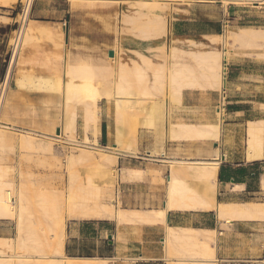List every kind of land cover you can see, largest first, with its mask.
I'll list each match as a JSON object with an SVG mask.
<instances>
[{
  "label": "bare ground",
  "instance_id": "obj_1",
  "mask_svg": "<svg viewBox=\"0 0 264 264\" xmlns=\"http://www.w3.org/2000/svg\"><path fill=\"white\" fill-rule=\"evenodd\" d=\"M15 1L0 0V5L6 7ZM251 3L256 6L261 4L259 1H252ZM163 4L164 2L160 0H137L135 3L136 12L133 16L124 15L122 23L128 26V30L134 34L135 38L145 40L160 38L168 32L165 21L167 18L156 12L162 11ZM167 7H165L166 10ZM222 37H224L223 33L208 36L209 39H207L214 44ZM54 38H56L55 34L48 27H34L30 23L25 26L22 32L20 50L14 62L15 70L19 71V75L14 78L16 85L19 90L58 94L59 98L52 103L59 108V112L54 113L51 117L46 113L45 108L41 112L43 132L38 134L31 130V132H21L17 135L19 143L16 157L17 159L32 160L36 156L50 155L53 143L49 140L51 136L46 133L50 131L60 133L65 136L67 142L71 145L73 143L75 146L70 148L63 161L64 187L52 186V183L49 182L45 183L44 178L30 177L28 173L21 171L18 160L14 165L10 164L8 156L12 153L15 154L17 145L14 144L13 146L12 133L5 125L9 102L8 99H5L1 112L2 126L0 127V222L10 221L13 223L14 237L0 236V264H109L110 262L108 263L107 260H99V258L74 259L64 254L68 220H98L103 218H114L117 224H161L164 228V236L160 244H162L164 254L162 258L165 264H215L217 261L214 256L215 247L212 245L215 244L216 246V232L190 227L174 228L168 226L166 224L168 211H206L212 209L213 211L217 210L219 221L233 222L232 220L235 219L264 221V201L235 204L216 202L219 160L201 161L199 159L198 162L193 160V162H179L177 159L178 162L177 160L171 161L172 164H169L171 167L170 178L166 179L167 201L164 208L157 210L123 209L120 201L113 198L116 197L114 195L117 193L116 183L118 180L131 182L139 179L142 173L136 169H118L119 156L138 157V129L144 127L143 129L159 131L158 128L164 126L165 116L169 114L164 115L163 103L158 101V95L165 93L163 91L165 72L166 74L169 73V81L167 80L169 88L174 86L175 91L180 88L220 90L226 86L223 71L225 70L224 62L227 61V49L224 53L217 50L189 52L174 47H170L167 51L165 46H161L159 50L162 53V61L170 62L169 69L165 64L152 62L150 58L138 52H133L138 60L128 59L124 61L114 48L110 50L113 52V56L109 59L103 58V56L95 59L89 54L80 56L67 53L64 71L67 79L63 84L61 79L63 70L60 67L62 61L60 64L56 60L54 61L59 66H54L52 76L47 77V74L51 73H47L46 76H42L40 73L41 76L37 77L33 73L35 67L48 70L53 65L49 64L53 59L49 60L48 63L46 59L33 61L34 57L33 60H28L20 55L22 43L27 46L33 42L38 44L41 39L51 42ZM225 38L228 39V37ZM232 41L238 44V46L235 44L237 48L241 47L247 50L249 47H259L264 49V29L241 28V33L235 34ZM233 42L230 44L232 45ZM80 49L85 50L82 47ZM156 50L158 51V49ZM57 53L55 51L53 55H58ZM234 54L232 56L238 55V53ZM45 55L43 54V56ZM185 56L191 58L190 60L194 65L186 64L183 61ZM256 56L264 60V51L257 53ZM46 62L51 66L49 67ZM149 73L152 77L150 82L148 81ZM172 91L170 92L171 95ZM172 96L174 97V94ZM175 96L178 97L179 95ZM102 99L114 105L115 146L99 144L98 127L101 118L100 104L98 105V103ZM220 113L217 112L215 117L218 118ZM28 114L34 117L36 110L30 108L22 113L23 117ZM78 117L81 118L83 131L80 140L76 138ZM247 126V140H245L244 147L245 159L249 163L262 160L264 152L263 121L249 122ZM168 133L172 138L171 140L174 138L176 140L180 138L191 139L197 144L199 143V147H203L204 142H214L216 144L214 156H218V151L222 146L219 143L220 126L217 124H187L178 121L174 124L169 123ZM13 141L16 143L15 140ZM153 152L150 155H153ZM210 152H212L211 149ZM219 154L222 156L221 153ZM33 163L43 169H49L52 166L58 169L62 166L59 160L55 161L54 164L44 159H38ZM176 163L182 167H178ZM12 176L14 177L12 178ZM234 188L239 189L241 187L234 186ZM260 188L261 192L264 193V173L260 177Z\"/></svg>",
  "mask_w": 264,
  "mask_h": 264
},
{
  "label": "crops",
  "instance_id": "obj_2",
  "mask_svg": "<svg viewBox=\"0 0 264 264\" xmlns=\"http://www.w3.org/2000/svg\"><path fill=\"white\" fill-rule=\"evenodd\" d=\"M118 9V6L108 5L100 7L98 4H95L94 7H85L83 5L72 7L70 0H35L31 20L33 26L48 27L55 35L58 33V30L63 31L64 46L59 47L60 44L56 38L53 39L54 42L53 40L49 42V40L41 39L40 43L38 39V44L33 42L28 47L25 53L26 57L24 55V58L33 60L34 57L33 61L46 59L48 63L49 60L53 59L49 63L53 64L52 67L46 62L50 67L48 70H42L38 66L35 67L34 71L37 77L41 76L40 73H42V76L51 73L47 74V77H50L49 75L52 76L54 66H59L62 61L60 66L63 70V74L61 72V79L64 84L67 79L64 72L67 53L80 56L89 54L96 59L102 57L100 54H102L103 49L108 53L114 46L118 45L123 50V55L129 59L138 60L136 54L133 53L138 52L150 58L152 62L165 64L169 69L170 62L167 60L162 61V53L156 50L161 48L163 44H167V51L170 47L189 52L220 51L219 49H221V47L214 46L207 39L208 36L216 35L218 31L208 29L184 33L181 27L178 26L171 34L172 40H165L163 42L160 38L145 40L132 37L128 34L116 35L112 28L113 22L111 18L118 12ZM260 17V21L262 22L261 27L264 28V14ZM207 21L212 23V20ZM220 22L221 20H217V23ZM14 28V11L7 6L3 7L0 5V76L4 72V61L8 52L7 42ZM188 40L193 42L194 45L188 44ZM81 47L85 50H81ZM63 50L64 52H62ZM55 51L56 53L58 51V55H53ZM43 54L46 55L43 56ZM251 54L247 52L231 59L228 63L226 77L227 100L225 118L222 124H219L217 117H215L216 89L197 88V90L195 88H180L175 91L176 88L174 86H170L172 88H169V73L167 75L165 72L163 88L165 93L163 95L160 94L161 96L158 95L159 103H163L164 115L169 113V116L167 114L165 116L164 126L158 128L159 131L143 129L144 127L139 128L137 134L138 157L119 156L118 158V169L126 168L142 171V178L140 176L137 180L131 182L118 180V199L123 209L157 210L164 208L167 201L166 184L170 178L169 174H171L169 164L171 165V161H176L177 159L179 162L219 160L216 180L217 203L235 204L253 202L255 197L262 194L260 177L264 173V152L262 160L250 163L246 161L244 152L245 140H247V124L249 122L263 121L264 128V60L250 56ZM190 59L185 56L183 61L186 64L194 65ZM55 60L59 64H56ZM43 71L45 72L43 73ZM148 81H152L150 73ZM171 91L174 97L171 95ZM8 95L9 102L5 125L8 126L9 132L11 131L10 133H12L11 137L13 139L11 140L13 146L14 144L15 146L17 145V148L14 147L16 150L15 154L9 155V161L16 162L19 143L17 135L21 132H31V130L38 134L43 132L41 112L46 108V113L51 117L54 113L59 112V108L52 103L59 98V95L43 91L19 90L15 86L10 89ZM100 102L98 103V105L100 104L101 118L98 127L99 144L115 146L114 105L108 103L105 99H102ZM173 103L176 104L174 105ZM30 108L36 110V115L31 117L28 114L23 117V111ZM178 121L187 124L219 125V143L222 146L220 147L221 150L219 149L218 151V156H214L213 154L216 145L214 142H204L203 147H200L199 150V143L197 144L194 140H184L181 138L171 140L172 138H170L168 133L169 123L174 124ZM77 126H79L77 127L79 138H82L83 131L80 117L77 118ZM163 127L164 129H162ZM210 146H212V154L207 156V153L210 152L208 148ZM151 150L154 151L153 155H150ZM155 153H160L161 155L158 154V156ZM176 165L182 167L179 166V163H176ZM234 186H240L241 188L235 189ZM211 210H170L166 215V224L174 228L190 227L215 231L216 246H212L215 247L214 256L217 260L216 264H249V259L254 260L252 258L260 256V249L264 247V221L238 219L232 220L233 222H229L228 220L219 221L217 210H214L215 212ZM9 234L10 229H0V236H8ZM66 235L67 240L64 254L70 258H99V260H107L108 263L110 262L109 264H165L162 258L164 255L163 249L160 248V245H162L160 244L161 239L164 236V228L161 224H117L114 218L68 220ZM262 262L264 263V260Z\"/></svg>",
  "mask_w": 264,
  "mask_h": 264
},
{
  "label": "rangeland",
  "instance_id": "obj_3",
  "mask_svg": "<svg viewBox=\"0 0 264 264\" xmlns=\"http://www.w3.org/2000/svg\"><path fill=\"white\" fill-rule=\"evenodd\" d=\"M70 1H71L70 3H71L72 7H76L78 5H83V6L85 5L86 7H93V5H95V4H98L100 6H108V5H112L115 7L118 6V8H119L118 12H116L113 15V17L111 18V20L113 22L112 28H113L115 34L118 35V34H122V32H123V34H128L131 36L133 35V37H135L134 34L130 30H128V26H126L125 24L122 23V19H123L124 15H129V16L134 15V13L136 12L135 3L137 0H110V1L109 0H102V1L98 0V1H101V3L100 2L98 3L97 0H91V1L74 0V2H73V0H70ZM160 1L164 2L162 11L160 10V11H156V12H157V14H161L162 16L164 15V17L167 18V19H165L163 17L166 21L167 31H168L164 36H162L163 38L160 37V40L161 39L163 41L172 40L171 34L174 30H176V28H178V26L181 27V30L184 33H193V32H198L201 30L208 29V30H212V31H216V32L218 31L217 34H221V33L224 34V37L219 39V41L217 40L216 42H214V46L221 47L220 52H222V53H224L226 49H227L226 51H228V53L230 52L229 54L228 53L226 54L227 55V61H226L227 64L230 62L231 59L236 58L238 56H241L240 54H242V53L245 54L247 52L252 53L250 56H253L257 59L263 60L260 57L256 56V54L263 52L264 49H260L259 47H258L259 49L257 47H255V48L249 47L247 50L242 49L241 47L237 48L238 44L234 43L232 41V37H234L235 34H240L241 28L264 29L263 27H261L262 22L260 21V18H261L260 16L264 14V0H160ZM252 1H259V3H261V4L259 6H256L255 4L251 3ZM7 7L11 8L14 11V15L16 17V15L20 9V0H16L14 3H11ZM165 7H167V10ZM156 12H155V14H156ZM32 13H33V9H32ZM32 13H31V18H30V21L28 22V24L30 23L33 26V23L31 21L32 20ZM207 20H212L211 21L212 23H209ZM217 20H221V22L217 23ZM119 22H121V23H119ZM56 35H58V36H56ZM56 35H55V37L57 38V40L60 39L58 42L61 46L60 45L59 46L63 47L64 46L63 45V36H64L63 31L58 30V33ZM225 37H228V39H226ZM9 39H10V37H9ZM209 41L211 42V40H209ZM230 41L233 42L232 45L234 48L231 47L232 45L230 44L231 43ZM187 43L192 45V46L194 45L191 41L189 42V40L187 41ZM220 43H221V45H220ZM222 43H223V45H222ZM29 46L30 45L24 46V44L22 43L20 55L24 56L25 52ZM164 46L166 49L167 44H165V45L163 44V47ZM224 47H225V49H224ZM23 48H24V50H23ZM113 48H114V50H116L119 53V56H121L124 61H127L129 59L128 57L123 55V50H121L118 45L114 46ZM118 48H119V50H118ZM158 51H160V50L158 49ZM234 53H236V54L238 53V55H236ZM253 53H256V54H253ZM233 54L236 56H232ZM102 56L106 59L110 58V56H108V53H106L105 49L102 50ZM13 71H15V72H13ZM16 72H18V73H16ZM33 73H34V76H36L35 71ZM15 74H17V75H15ZM18 75H19V71L17 69L15 70V67H13L11 70L10 89L13 86H15L17 89H19L16 85V80L14 79ZM217 91H218V89H217ZM7 96H9V95L7 94ZM7 96H6V100L9 98V97L7 98ZM217 120L219 121V124H222V120H220L219 117L217 118ZM77 127H79V126H77ZM46 133L51 136L49 140H51V142L53 143V149H52V152L50 153V155L45 154V155H41V156H36L32 160L25 159V158H20L17 160L19 161V164L21 166L20 167L21 171L28 173L30 175V177H32V178L34 177L35 179L44 178L43 180L45 183L49 182V183H52L51 184L52 186L64 187V185H65V170L63 167V165H64L63 161H64L66 153L70 150L71 147H73L75 145L73 143L71 145V143L67 142L65 140L66 139L65 136L61 135L60 133H56V132H52V131L46 132ZM76 138H77V140L81 139V138H79L78 128L76 130ZM102 146H104V145H102ZM208 148L210 150L212 148V146H210ZM198 149L200 150V147ZM207 154L206 155L209 156L212 153L209 152ZM8 159H9V156H8ZM38 159L47 160L51 164H54L55 161L59 160L62 163V166H61V168H58V169L54 166H52L49 169H43V168H40L35 163H33V162L37 161ZM9 163L10 164L12 163V165H14L15 161H12V162L9 161ZM13 177L14 176H12V178ZM117 185H118V181L116 183V187H117ZM114 196H116V197H113V198L114 199L116 198V200L119 201L118 191H117L116 195H114ZM263 201H264V194L263 193L261 195L255 197V199L253 200V202H263ZM6 222L7 221L0 222V229H2V228L10 229V234L6 237L12 238V236L14 237V227H13L14 225L10 221H8L7 223ZM213 245L215 246V244H213ZM160 248L162 249V245H160ZM260 250H261L260 256L257 258H252L254 260L249 259L248 260V261H250L249 264H264L262 262L264 260V247Z\"/></svg>",
  "mask_w": 264,
  "mask_h": 264
},
{
  "label": "built area",
  "instance_id": "obj_4",
  "mask_svg": "<svg viewBox=\"0 0 264 264\" xmlns=\"http://www.w3.org/2000/svg\"><path fill=\"white\" fill-rule=\"evenodd\" d=\"M35 0H20V9L15 17V28L13 30L10 39L7 42L8 52L5 57V67L2 76H0V127L2 126L1 121V112L2 108L10 89L11 84V70L14 67L15 59L18 56L20 50L21 36L23 29L27 26L28 22L31 18L32 9L34 6ZM225 70L224 73V81L226 82L227 77V62H224ZM226 86L217 91V102L215 104V114L217 112H221L219 119L224 121L225 118V109H226Z\"/></svg>",
  "mask_w": 264,
  "mask_h": 264
},
{
  "label": "water",
  "instance_id": "obj_5",
  "mask_svg": "<svg viewBox=\"0 0 264 264\" xmlns=\"http://www.w3.org/2000/svg\"><path fill=\"white\" fill-rule=\"evenodd\" d=\"M108 56L112 57L113 56V52L112 51H109L108 52Z\"/></svg>",
  "mask_w": 264,
  "mask_h": 264
}]
</instances>
